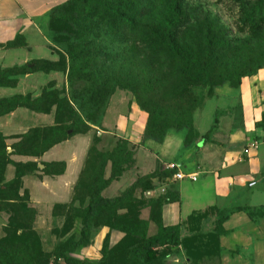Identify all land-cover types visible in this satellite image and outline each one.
I'll return each instance as SVG.
<instances>
[{
  "label": "rangeland",
  "instance_id": "obj_1",
  "mask_svg": "<svg viewBox=\"0 0 264 264\" xmlns=\"http://www.w3.org/2000/svg\"><path fill=\"white\" fill-rule=\"evenodd\" d=\"M151 3L157 9L153 18L160 19L164 0H148ZM189 3L202 12L193 10L188 15L179 36L181 51L203 49L208 26H212L213 33L220 32L219 36L228 35L226 39L251 37L249 31L242 29L238 6H233L232 0H189ZM28 35L31 47L39 45L30 50L10 47L9 43L0 45V133L6 137L4 146L8 152L13 151V146L18 148L9 159L34 167V172L23 178L20 195H26L25 205L34 210L35 217L28 224L24 212L15 215L10 209L0 211L4 212L0 215V242L21 250L25 264L54 262L56 252L65 243L81 237L79 215L88 203L90 172L98 166L96 155L112 153L122 141L128 144L132 160L120 180L113 182L102 196L126 195L136 185L131 199L117 207L112 215L99 217L92 227L90 244L72 254L83 264H103L109 260L104 257V243L108 241L112 248L126 237V233L114 226L128 228L130 242L135 241L134 246L140 247L147 238L157 234L160 219L165 225L167 201L148 196L152 183L140 181L152 173L157 162H163L161 149L167 137L183 140L176 162L193 169L199 162L209 168L220 164L228 148V134L242 124L241 90L236 84L237 78L228 76L233 60L231 63L223 59L215 61L210 73L191 78L180 75L183 68L180 61L169 64L171 60L163 59L160 63L165 62L159 68L150 70L152 63L145 61L144 51H122L123 47L116 45L112 51L96 54L94 51L92 70L89 69L95 72L93 82H84L77 74L71 82V60L46 44L50 34L48 42L44 41L43 34ZM249 45L242 50H264L262 43ZM103 55L108 59L104 66L100 65ZM24 66L30 69L10 72ZM148 75H154V79L158 75L159 88L153 95L144 88V78ZM145 102L149 106L143 107ZM152 111H163L158 125ZM181 122L183 126L178 125ZM190 122L199 136L188 143ZM53 127L68 130L66 138L41 155L24 154L31 152L32 146L43 140ZM155 127L157 131L160 129L159 137L152 133ZM207 133H210L208 137ZM254 137L264 138V122L257 134L249 136ZM111 169L112 161H108L106 179L111 176ZM3 172L6 183L15 177L16 168L11 163L0 162V174ZM257 190L262 205L249 211L264 232V184ZM11 216L15 222L8 228ZM142 221L146 223V230L141 226ZM218 226L219 222L214 231L207 230L198 236L183 233L181 246L156 247L145 262L131 264H181L175 257L182 256V247L191 264H198L200 257L218 252ZM119 232L124 236L116 242L114 235Z\"/></svg>",
  "mask_w": 264,
  "mask_h": 264
},
{
  "label": "trees",
  "instance_id": "obj_2",
  "mask_svg": "<svg viewBox=\"0 0 264 264\" xmlns=\"http://www.w3.org/2000/svg\"><path fill=\"white\" fill-rule=\"evenodd\" d=\"M232 3L233 6H238L242 29L249 31L251 37L244 40L238 36H230L226 39L228 35L219 36L220 32L218 34L213 33L212 26H208L204 48L191 49L186 52L179 49V36L183 33V25L193 10L201 11L199 7L191 5L189 0H164V3H161L162 16L160 19L153 18L154 12L157 10L156 5L154 3L149 5L148 0H68L51 10L49 14V31L53 48L71 60L69 66L71 82L76 80V74L84 82H93L92 75L95 72L89 71V69L92 70V58L94 59L98 51H112L116 45H119L123 47L122 51H144L145 61L152 63L150 70H154L155 67L159 68L165 62L160 63L163 59L171 60L169 64L180 61L183 65V68L179 71L180 75L191 76V78H194V75L199 76L210 73L215 61L223 59L231 63L233 60V64L228 69V76L237 78L236 84L240 87L242 78L255 75L263 68L264 50L247 52L242 49L254 42L262 43L264 47V0H232ZM207 15L210 16V13L208 12ZM26 45L21 35H18L13 42L8 44L10 47ZM107 60L104 56V60L100 65L104 66L108 62ZM140 61L144 62L143 59ZM29 69L30 66H24L11 69L10 72H25ZM154 78V75H148L144 78V88L149 95L155 94L159 88L157 84L158 75L156 79ZM142 106H149V102L143 103ZM0 109H2L1 105ZM162 115L163 111L156 113L152 111L156 125L161 122ZM263 122L264 114L263 120L257 124V127L261 126ZM178 125L183 126L182 122ZM190 127L191 132L188 143L199 136L192 122H190ZM156 128L155 132L152 131V133L154 136L159 137L158 131L160 129L157 131ZM67 134L68 130L53 127L43 140L32 146L31 152L28 151L24 154L41 155L64 140ZM209 135L210 133H207L206 136ZM5 140L6 137L0 133V162L14 165L16 174L12 180L6 183L4 182V172L0 174V211L10 209L15 215L24 212L26 218H28V224H31L35 217L34 210L25 205L26 195H20V188L23 178L33 173L34 167L32 164L16 163L10 160L9 156L13 155V152H16L18 148L13 146V151L8 152L4 146ZM19 154H23V152H19ZM96 156L97 158H95ZM96 156L94 158L95 161L97 159L98 166L90 172L89 179H91V183L88 203L79 215L82 220L81 237L79 240L71 238L56 252L54 262H46V264H83L72 254L78 248L90 244L91 230L95 222L103 215H112L117 207L131 199V193L136 185L131 187L126 195L116 198L102 196L103 192L113 182L120 180L124 172L127 171L128 162L132 160V152L128 144L121 141L112 153H98ZM108 161H112V169L111 176L106 179L104 173ZM174 173L175 171L167 170L162 162H157L155 170L143 177L140 182L150 180L152 187L149 191H151L161 186L159 182L164 184L165 180L172 179ZM167 195L166 191L150 197L168 202ZM11 206L15 208H11ZM206 216L207 213L199 217L205 218ZM226 218V216H223L219 221L218 231H216L218 232L217 237L220 234H225L221 223ZM13 222H15V219L11 216L8 228L14 225ZM66 226L67 224L63 230H66ZM110 226L112 227V225ZM141 226L143 230L147 229L146 223L143 221ZM158 227L157 234L147 238L146 242L138 247L134 246L135 241L130 242L131 237L128 228L114 226L113 228L126 233V237L112 248H110L108 241L104 243V257L109 260H104L103 264L145 262L156 247H178L181 245L179 227L168 228L161 219L158 222ZM8 228L7 235L10 233ZM21 255V250L4 245L3 241L0 242V264H25Z\"/></svg>",
  "mask_w": 264,
  "mask_h": 264
},
{
  "label": "crops",
  "instance_id": "obj_3",
  "mask_svg": "<svg viewBox=\"0 0 264 264\" xmlns=\"http://www.w3.org/2000/svg\"><path fill=\"white\" fill-rule=\"evenodd\" d=\"M67 1L0 0V45L11 43L21 35L27 45L18 48H35L39 44L31 47L28 35L31 32L43 34L44 41L48 42L49 14L55 6ZM46 44L52 45L51 34ZM240 90L242 124L228 134V148L216 167L209 168L199 162L193 169L176 162L183 148V140L177 136L167 137L161 149L164 166L175 160L183 171L198 176L196 182L170 179L162 183L168 193L165 226L179 227L182 241L185 233L193 237L207 230L214 231L217 222L227 217L221 223L225 234L217 237L220 249L216 254L211 252L197 259L198 264H264V232L249 215L251 208L262 205L257 188L264 184V138L250 139L249 136L258 133L257 124L263 120L264 68L242 78ZM254 142L258 147H252ZM206 213L209 214L205 218L199 217ZM123 236L115 233L116 242ZM180 252L182 256L175 257V261L191 264L185 248Z\"/></svg>",
  "mask_w": 264,
  "mask_h": 264
},
{
  "label": "built area",
  "instance_id": "obj_4",
  "mask_svg": "<svg viewBox=\"0 0 264 264\" xmlns=\"http://www.w3.org/2000/svg\"><path fill=\"white\" fill-rule=\"evenodd\" d=\"M252 147L253 148L258 147V143L257 142L252 143ZM248 151L249 150H246V152H248ZM165 168L167 170L175 171L171 180H174V181L190 180V181H194V182H196L198 180V176L196 173H186L175 162L167 164L165 166ZM166 191H167L166 187L161 185V186H158L154 190L148 191V196H154L155 194L165 193Z\"/></svg>",
  "mask_w": 264,
  "mask_h": 264
}]
</instances>
